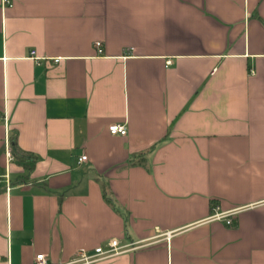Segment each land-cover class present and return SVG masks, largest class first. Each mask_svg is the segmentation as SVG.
<instances>
[{
	"label": "crops",
	"instance_id": "0c3cea01",
	"mask_svg": "<svg viewBox=\"0 0 264 264\" xmlns=\"http://www.w3.org/2000/svg\"><path fill=\"white\" fill-rule=\"evenodd\" d=\"M11 2L0 264H264V0Z\"/></svg>",
	"mask_w": 264,
	"mask_h": 264
},
{
	"label": "built area",
	"instance_id": "2783aa9c",
	"mask_svg": "<svg viewBox=\"0 0 264 264\" xmlns=\"http://www.w3.org/2000/svg\"><path fill=\"white\" fill-rule=\"evenodd\" d=\"M3 8L10 7L12 5L11 0H1ZM96 47H99L101 44L97 42ZM31 55L34 54V51L30 52ZM169 63V62H168ZM108 131L112 135H121L124 136L127 133V128L125 124H111L108 127ZM86 156L83 155L79 158V161H85ZM236 210L222 211L218 206L212 208V213L208 217L209 220L222 221L224 220L227 225L232 223V217L237 213ZM124 251L123 246L119 244V241L116 239L110 240L105 246L96 247L92 253L87 251H80L77 253L76 257L69 262L68 264H97L99 261L106 258L115 256ZM34 264H47V257L43 253H39L34 258Z\"/></svg>",
	"mask_w": 264,
	"mask_h": 264
},
{
	"label": "trees",
	"instance_id": "16d2710c",
	"mask_svg": "<svg viewBox=\"0 0 264 264\" xmlns=\"http://www.w3.org/2000/svg\"><path fill=\"white\" fill-rule=\"evenodd\" d=\"M11 149H12V154H14L15 156L17 155V145H16V138L15 137H13V138H11ZM104 195H105V193H104ZM106 200H108V201H110L111 199H106ZM111 202V201H110Z\"/></svg>",
	"mask_w": 264,
	"mask_h": 264
}]
</instances>
